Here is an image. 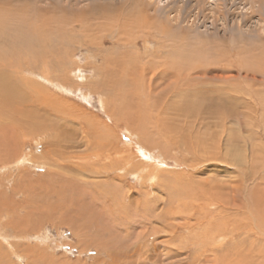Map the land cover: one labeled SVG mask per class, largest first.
<instances>
[{
    "label": "rangeland",
    "instance_id": "374dc122",
    "mask_svg": "<svg viewBox=\"0 0 264 264\" xmlns=\"http://www.w3.org/2000/svg\"><path fill=\"white\" fill-rule=\"evenodd\" d=\"M1 12L14 13L6 24L11 41L0 27V62L15 58L0 66L16 88L11 101L36 108L45 92L52 107L34 110L36 130L15 124L23 114L12 102L11 124L0 123V264H264L262 2L0 0ZM25 16L47 27V49L60 47L48 66L28 63L27 50L14 52L23 45ZM144 17L155 30L131 27ZM195 44L231 65L194 87L207 96L215 89L216 101L240 114L234 124L217 109L218 126L206 114L210 129L195 143L209 149L198 160L179 134L191 98L177 71L185 66L162 61L175 45ZM198 107L194 118H204ZM139 117L147 121L144 132L134 123ZM175 139L182 141L168 144ZM235 151L242 157L236 168L226 164ZM210 198L224 204L204 206Z\"/></svg>",
    "mask_w": 264,
    "mask_h": 264
},
{
    "label": "bare ground",
    "instance_id": "6f19581e",
    "mask_svg": "<svg viewBox=\"0 0 264 264\" xmlns=\"http://www.w3.org/2000/svg\"><path fill=\"white\" fill-rule=\"evenodd\" d=\"M253 3H255V2H262V4H263V7H264V0H251ZM9 4V3H8ZM18 5V4H17ZM23 5V4H22ZM2 7V6H1ZM9 7V6H8ZM14 7V6H13ZM38 8V7H37ZM6 9V8H5ZM4 9V7H3V10H5ZM39 10V9H38ZM13 11V10H12ZM18 11V10H17ZM16 11V12H17ZM31 11V10H30ZM14 12V11H13ZM41 12V11H40ZM27 13V12H26ZM14 13H12V14H10V12L9 13H6V14H3L2 12H1V15H0V27H1V30H4V31H1L2 32V34H3V37H9V39H7V38H4L5 39V42H6V40H10L11 41V39H10V36H7V34L8 35H10V33H7L6 34V24L8 23L7 21L9 20V18H10V21L12 20V15H13ZM47 14V13H46ZM22 16V15H21ZM33 16V15H32ZM155 16V15H154ZM33 17H35V16H33ZM32 17V18H33ZM159 17V16H158ZM27 18H29V16L27 17V16H25V17H20V19H21V21L24 23V21H26V28L23 30V31H25V36L24 37H20L19 39H20V42H22L23 43V45L22 46H19V45H17V47H15L14 48V52H18V51H24V50H27L28 51V53H29V55H27L26 56V61L28 62V63H33V64H38V63H42V65H46V66H48V64H49V61L51 62L52 61V58H51V55H54L56 58H57V51H59V48L60 47H56V50H55V48L54 49H47L46 48V42H48V41H46V39H47V37H46V34H47V32H45V30L44 29H47V27L46 28H44V26H42L43 25V23H40V24H35V22H36V20H35V22L34 21H32V22H28V20H27ZM45 18V17H44ZM55 18V17H54ZM53 18V19H54ZM147 18V19H146ZM144 17L141 21L139 20V19H137L136 18V25H131V27H133V28H136V27H143L145 24L147 25V26H145V27H148V28H150L151 29V26H153V25H149V17ZM51 19H52V17H51ZM153 19V18H152ZM262 19L264 20V16H262ZM40 21V19H37V21ZM42 20H44V19H42ZM60 20V19H59ZM4 21V22H3ZM16 22H18V21H16ZM21 22V24L24 26L25 25V23L23 24ZM57 22V21H56ZM162 22V21H161ZM131 22H129V23H126L125 22V27H128V25L130 24ZM58 24V23H57ZM21 25V26H22ZM159 25V24H158ZM13 26V25H12ZM19 26V25H18ZM135 26V27H134ZM156 26V25H155ZM169 26V25H168ZM168 26H166V28L165 29H159L160 30V32L164 35V36H167V34L169 33V32H167L169 29H172V28H170V26H169V29H167L168 28ZM25 27V26H24ZM161 27H163V26H161ZM8 29V28H7ZM12 29V28H11ZM18 29V28H17ZM21 29H23V28H21ZM152 29L153 30H155V27L153 26L152 27ZM167 29V33L166 32H163V31H165ZM9 30V29H8ZM12 31V30H11ZM170 31V30H169ZM8 32H10V31H8ZM156 32H157V30H156ZM14 33V32H13ZM13 33H11V34H13ZM152 33V32H151ZM22 33H21V35H23ZM140 34V33H139ZM1 35V34H0ZM51 35V34H50ZM53 35V34H52ZM129 36V35H128ZM169 36V35H168ZM173 36V35H172ZM1 37V36H0ZM16 37V36H15ZM52 37H54V36H51V39H52ZM13 38V37H12ZM56 38V37H55ZM155 38V37H154ZM261 38H263V36H261ZM3 39V40H4ZM17 39V38H16ZM49 40V39H48ZM52 40H54V39H52ZM2 41V40H1ZM17 41V40H16ZM19 41V40H18ZM50 41V40H49ZM149 41V40H148ZM52 42H55V41H52ZM14 43H16V42H14ZM1 44V43H0ZM56 44H58V43H56ZM196 45V44H195ZM176 47H173L172 48V50L174 51H172L173 52V55L172 56H169V57H167L166 59H162V61L164 62V61H167V60H169L170 61V64H171V66H173V67H177V66H185L184 68V70H183V68L182 67H179V69H177V71H178V74H180V73H182V79H183V84H184V90H186L187 89V94L188 95H190L191 96V98H189V100H187V102H186V106H184L185 108L184 109H186L185 110V112L186 113H188V116H185V121L186 122H184L182 125V128L180 129V131H179V134H180V137H181V139L183 138V139H185V140H183V142L184 143H191V149L189 148H184L185 150H187L188 149V153L190 154V153H193V156H197V160H198V156H199V154L203 151V156H206L207 154H205V152H206V150L207 149H209V148H205V146H201V148L199 149L198 148V146H196V143H195V140H200L199 138L200 137H202V136H200V132H201V129L202 128H206V129H210V128H208L209 127V124L208 123H206V122H208V121H206L205 122V120L207 119L206 117L208 116L209 117V115L211 114V117L215 120L214 122H213V124H215V125H217L218 124V120H220L219 118L220 117H218V118H216V114L214 115L213 113L217 110V109H219V111L217 112V115H221V114H219L220 113V110L222 111V108H224L225 110H227V112L228 113H231L234 117L232 118V120H231V122L232 123H237L238 122V120H239V115H236L235 113H234V111H235V109L234 108H232V107H228L227 105H225V104H223L222 102L224 101V99L222 100V98L220 97L219 98V100H217L216 101V99H218L217 98V96L215 95V93H218L215 89L214 90H211L212 91V93H210L208 96L207 95H204L203 93H202V91L200 92V89H198L197 87H194V83H195V80H196V83L197 84H199V83H207V80L206 79H211L212 78V73H213V71H215V70H221V71H224V69L225 70H229L230 69V65H231V62L230 61H228L227 59V61H225L224 62V60L222 59L221 61H219L218 63H216V60H218V59H214V53L212 54V52H214V48L212 49V52L210 51V48H205L204 46H199V44H197L196 46H193V47H191V48H187V47H184L183 45H175ZM6 51H3L5 54H8V52H10V48L9 49H7V48H4ZM24 49V50H23ZM45 50H47L49 53H44L45 52ZM2 51V50H1ZM8 51V52H7ZM160 51V50H159ZM164 51V50H163ZM246 51H249V50H246ZM25 52V51H24ZM215 52H217V51H215ZM168 53V52H167ZM224 53V52H223ZM244 53V52H243ZM249 53V52H248ZM256 53V52H255ZM258 53V52H257ZM256 53V54H257ZM11 54V53H10ZM31 55V56H30ZM48 55H49V57H48ZM168 55V54H167ZM258 55H260V59L261 60H263L264 59V56L263 55H261V53H258ZM243 56H245V55H243ZM247 57V56H246ZM258 57V56H257ZM12 58L13 59H11V58H7L6 59V61H4V62H0V66H4V67H9V66H11V64L10 63H12L13 61L12 60H15V58H14V56H12ZM17 58V57H16ZM18 59V58H17ZM25 59V58H24ZM248 60H250L249 58H248ZM59 62V61H58ZM162 64V63H161ZM241 63H238V65H240ZM27 65V64H26ZM165 65V64H164ZM3 67V68H4ZM16 68V67H15ZM143 68H145V67H143ZM187 68V69H186ZM245 68H246V66L245 65H240V69H244L245 70ZM23 70V69H22ZM32 70V69H31ZM171 70H172V68H171ZM179 70H181V71H179ZM6 72H9V71H6ZM26 72V71H25ZM31 72V74L32 73H34V72H32V71H29V73ZM47 73V72H46ZM45 72H43V74H41V77L43 78V80H45V81H50V77L46 74ZM245 77H249L250 75H248V72L247 71H245ZM7 74V73H6ZM6 74L4 73V71H0V76L2 77H0L1 79H0V99H2V105L1 106H4V107H6L5 108V111H4V113L3 114H1L0 115V123H5L4 124V128L6 129L7 127L6 126H8L9 124H11L10 122V116H11V113H10V109L12 110V108H10V103L12 102V104H14V101H11V100H15L16 98H12V97H10V95H11V92L13 91L12 89H14L15 87L14 86H11L10 87V85H9V81L10 80H8L9 78L8 77H6ZM49 74V73H48ZM253 74V73H252ZM251 74V75H252ZM155 76V75H154ZM188 77V79H186L185 77ZM253 77V76H252ZM50 78V79H49ZM84 79H85V77H84ZM108 79V78H107ZM8 80V82H6V81ZM15 80V79H14ZM179 80H181L180 78H179ZM150 83H152V82H150ZM191 85H193L192 87H191ZM143 87V86H142ZM136 88V87H135ZM218 88V87H217ZM16 89V88H15ZM141 89V88H140ZM139 89V90H140ZM240 89V88H239ZM232 90V89H231ZM235 90V89H234ZM238 92H239V90H237ZM19 92V91H18ZM143 92V91H142ZM190 92V93H189ZM214 92V93H213ZM14 94V93H13ZM18 94V93H17ZM30 94V93H29ZM43 96H44V101L42 102V104H40V101L38 100L36 103L34 102V103H32L33 105H35V104H39V107H40V105L41 106H43V107H48V106H50L51 105V107H52V103L50 104L48 101H49V97L47 96V94H45V92H43V93H41ZM219 94V93H218ZM250 94V93H249ZM15 95V94H14ZM253 95V94H252ZM29 96V95H28ZM19 97V96H18ZM18 97H17V99H18ZM195 97V98H194ZM242 97V96H241ZM7 98L8 99H10L9 100V103H6L7 101H5V100H7ZM32 98V97H31ZM24 99V98H23ZM28 99H30V98H28ZM36 99V98H35ZM46 99H47V101H46ZM236 99V98H235ZM234 99V100H235ZM21 100V99H20ZM43 100V99H42ZM243 100V99H242ZM23 101V100H22ZM27 101V100H26ZM17 102H18V100H17ZM29 102H30V100H29ZM233 102V101H232ZM240 102V101H239ZM22 103H24V102H22ZM19 104H21V103H19ZM26 104V103H25ZM28 104V103H27ZM235 104H237V103H235ZM15 105V106H14ZM13 106H14V108L16 109V110H18V114H23V115H20L21 117L20 118H18V121H14L15 122V124H16V122H18L19 124H21L22 125V127H23V125H24V123H26L27 125V127L30 125L32 128H36L35 127V123H36V121H35V115H37L36 114V111H34L35 109H39V107H34V106H26V107H24L23 108V105H22V107L20 106V105H17L16 106V103L14 104ZM47 105V106H46ZM199 106V107H198ZM236 106V105H235ZM197 107L200 109V111H202L204 114H203V116H204V118H202L200 115H198L199 117H196V119L194 118L195 116H194V112L197 110ZM149 109V108H148ZM3 110V109H2ZM27 110V111H26ZM140 110V109H139ZM225 110H224V114H225ZM234 110V111H233ZM142 111V110H141ZM150 111V110H149ZM34 112H35V114H34ZM16 113V114H17ZM15 114V113H14ZM15 114V115H16ZM206 114H207V116H206ZM245 114V113H244ZM147 115L148 116H150L149 115V113L148 112H145L143 115H142V117L144 116L146 119H148L149 117H147ZM142 117H139L138 119H135L134 120V123L136 124V126L137 127H139V128H141V130H142V132H144L145 131V129H147L148 128V124H147V121H145ZM150 117H152V116H150ZM222 117V116H221ZM244 117H246V115L244 116ZM136 118V117H135ZM155 118V117H154ZM235 118V119H234ZM38 119V118H37ZM36 119V120H37ZM161 119V118H160ZM210 119V118H209ZM208 119V120H209ZM224 119V118H223ZM229 119H231V118H229ZM14 120H16V118L14 119ZM133 119H131V121H132ZM226 120V119H225ZM130 121V120H129ZM150 121H153V119L152 118H150ZM213 121V120H212ZM162 123L163 121H161V120H157V122L156 123ZM211 122V121H210ZM240 122V121H239ZM161 123L160 124H158L156 127H158V126H160L161 125ZM212 123V122H211ZM14 124V125H15ZM233 124V125H234ZM232 125V126H233ZM218 126V125H217ZM14 127H16V126H14ZM14 127H12V128H14ZM170 127V126H169ZM0 128H2V125H0ZM233 128V127H232ZM248 128V127H247ZM15 129V128H14ZM13 129V130H14ZM160 129V128H159ZM187 129V130H186ZM198 129V130H197ZM25 130V129H24ZM36 130V129H35ZM157 130V129H156ZM163 130V129H162ZM196 130V131H195ZM16 131V130H15ZM28 131V130H27ZM158 131V130H157ZM171 131V130H170ZM185 131H188V132H185ZM18 132V131H17ZM150 132V131H149ZM160 132H162V131H160ZM159 132V133H160ZM19 133V132H18ZM27 133V132H26ZM166 133V132H165ZM192 133V134H191ZM206 134H208V133H206ZM211 134V133H210ZM161 135V134H160ZM214 135V134H213ZM217 135V134H216ZM149 136H151V135H147L146 137H149ZM167 136V135H166ZM160 137V136H159ZM162 137H164V136H162ZM250 137H252V134H251V136ZM61 138V137H60ZM167 138V137H166ZM181 139H175V141H170L169 140V142H168V144L170 143H173V144H176L178 141H180ZM213 139V138H212ZM211 139V140H212ZM215 139V141H216V138H214ZM218 139V138H217ZM160 140V139H159ZM148 141V140H147ZM146 141V142H147ZM182 141V140H181ZM187 141H189V142H187ZM47 143V142H46ZM219 143V142H218ZM214 144H216V143H214ZM167 145V144H166ZM189 145V144H188ZM187 145V146H188ZM180 146V145H179ZM145 147V146H144ZM220 146H214L213 148L215 149H218ZM146 148V147H145ZM144 148V149H145ZM181 148V147H180ZM147 149L148 148H146V151H147ZM220 149V148H219ZM180 150V149H179ZM219 151V150H218ZM6 152V151H5ZM148 152V151H147ZM147 152H146V154H147ZM186 151H184V153H187ZM229 153L230 152H233V151H228ZM1 153V152H0ZM61 153V152H60ZM235 153V155L233 154L232 155V157L233 158H231V162L230 163H226V164H231V165H233L235 168L238 166L237 165V163H235V161L234 160H238V158H241L242 159V157H238V154L236 155V151L234 152ZM3 154V153H2ZM63 155H68V154H63ZM225 155V154H224ZM0 156H1V154H0ZM70 157V156H69ZM185 157H186V155H185ZM210 157V156H209ZM208 157V158H209ZM219 156H217V157H215L214 159H219L218 158ZM205 158V157H204ZM22 159V158H21ZM24 160L23 161H21V162H19V164L21 165V164H23L24 162H26L27 163V159L26 158H23ZM222 159H225L224 158V156H222V158L221 159H219L220 161L222 160ZM244 159H245V157H244ZM28 161H29V157H28ZM146 161V160H145ZM219 161V162H220ZM223 161H225V162H227L226 160H223ZM33 163V162H32ZM57 163V162H56ZM60 166V165H59ZM37 167V166H36ZM150 167V166H149ZM144 169H145V167H143ZM159 169V168H158ZM238 170L240 169V167H238L237 168ZM153 170V169H152ZM195 170V169H194ZM239 171H241L239 174H240V176H247L246 174H245V172L244 171H242V170H239ZM153 172V171H152ZM256 172V171H255ZM254 174V173H253ZM262 174V173H261ZM264 174V173H263ZM17 175V174H16ZM155 175V174H154ZM153 176V175H152ZM262 176V175H261ZM150 177V176H149ZM250 182V181H249ZM264 182V181H263ZM213 195V194H212ZM157 196V195H156ZM215 195H213V196H211L212 198L214 197ZM212 198H210V199H208V200H210L208 203H205V204H203L204 206L206 205V204H210V205H212V206H216V205H223L224 203H222V201H221V199H219V198H216L215 200H212ZM207 202V201H206ZM200 205H202V203L200 204ZM260 206V205H259ZM191 207V206H190ZM197 207V206H196ZM207 207H209V206H207ZM220 207V206H219ZM201 208H203V207H201ZM205 208V207H204ZM216 208V207H215ZM254 208V207H253ZM186 209V208H185ZM229 209H230V207H229ZM193 211V210H192ZM234 212V211H233ZM204 213V212H203ZM214 213V212H213ZM232 213V212H231ZM195 214V213H194ZM216 214V213H215ZM220 214V213H219ZM209 215H212L210 212H206L205 213V216H209ZM221 215V214H220ZM194 216V215H193ZM213 217H214V215H213ZM262 218H264V216H262ZM225 220V219H224ZM204 221L205 222H202V223H206V222H208V221H206V219H204ZM249 221V220H248ZM212 222H213V219H212ZM202 223H200V224H202ZM210 223V222H209ZM213 224H215V223H213ZM223 224H229V223H222V226H223ZM188 225V224H187ZM204 225V224H203ZM218 225V224H217ZM240 225V224H239ZM219 226V225H218ZM182 227V226H181ZM185 227H192V224L190 225V226H185ZM205 227V226H204ZM213 227V226H212ZM219 227H221V226H219ZM218 227V228H219ZM206 228V227H205ZM228 228V227H227ZM209 229V228H208ZM221 229H222V227H221ZM175 232V231H174ZM207 232V231H206ZM7 234V233H6ZM208 234V233H207ZM221 234V233H220ZM205 235V234H204ZM217 235L218 234H214V236H216L217 237ZM197 236V235H196ZM201 236V235H200ZM205 236H207V235H205ZM8 237V236H7ZM4 238H6V237H4ZM214 239V238H213ZM79 244V243H78ZM80 245V244H79ZM195 246V245H194Z\"/></svg>",
    "mask_w": 264,
    "mask_h": 264
}]
</instances>
